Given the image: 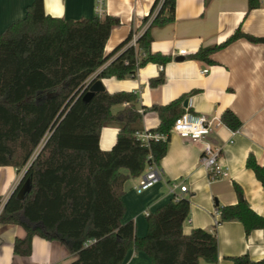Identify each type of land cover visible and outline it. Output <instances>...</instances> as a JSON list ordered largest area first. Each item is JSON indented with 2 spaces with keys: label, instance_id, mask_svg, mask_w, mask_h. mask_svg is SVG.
I'll use <instances>...</instances> for the list:
<instances>
[{
  "label": "trees",
  "instance_id": "1",
  "mask_svg": "<svg viewBox=\"0 0 264 264\" xmlns=\"http://www.w3.org/2000/svg\"><path fill=\"white\" fill-rule=\"evenodd\" d=\"M256 5V0H248V8ZM174 6L175 0H154L141 20L151 17L136 39L137 46L128 45L131 30L108 54H104L105 43L112 27L120 24L118 17H54L44 12L43 0H32L25 16L0 33V166L23 170L0 209V224H17L25 231L24 237L14 240V254L30 256L33 236H39L64 244L74 255L68 264H121L129 249L146 253L151 264L216 263L213 231H182L190 212L184 197L147 213L148 227L141 237L135 234L133 221H121L124 183L165 154L172 123L183 113L182 97L150 108L160 122L148 132L167 137L147 142L137 136L143 130L144 110L136 108V93L104 90L94 92L87 102L81 100L87 79L117 52L93 80L133 76L146 63L163 65L170 60L150 51V28L172 21ZM240 36L264 44V36L237 30L221 45L199 49L193 56L208 61L213 50ZM164 80L160 73L150 83ZM117 104L123 107L111 112ZM220 121L231 129L240 125L229 109L221 113ZM105 126L117 128L115 144L108 150L99 146ZM245 165L264 191V165L251 154ZM26 179L31 190L18 199L16 193ZM234 191L237 202L218 207L219 222L238 220L246 234L264 228V216L249 207L237 184ZM230 260L231 264H264V257L253 260L248 254Z\"/></svg>",
  "mask_w": 264,
  "mask_h": 264
},
{
  "label": "crops",
  "instance_id": "2",
  "mask_svg": "<svg viewBox=\"0 0 264 264\" xmlns=\"http://www.w3.org/2000/svg\"><path fill=\"white\" fill-rule=\"evenodd\" d=\"M248 8V0H175L174 18L150 29V51L170 57L165 64L146 63L135 75L118 78H100L108 92L132 91L137 94L136 108L142 113V129L151 130L160 119L150 108L165 105L182 97V112L203 114L217 120L209 139L219 147V161L227 175L211 179L200 162L202 143L169 133L165 154L157 163L162 178L149 188L138 192V177L124 183V223L133 221L135 234L146 232V214L171 200L170 186H186L175 193L189 201V213L182 225L183 233L201 228L213 231L217 239L215 264H231L230 258L248 254L253 260L264 257V228L245 233L238 220L219 222L218 207L237 202L234 184H237L249 207L264 216V191L254 172L246 167L248 155L264 165V44L237 37L216 48L210 60L196 59L199 49L214 48L224 43L235 31L251 36H264V0ZM32 0H0V33L15 20L25 16ZM154 0H104V15L118 17L120 24L110 30L104 54L110 53L132 30H138L139 21L146 16ZM44 12L65 19L93 17L95 0H43ZM102 15V16H104ZM97 16V15H96ZM180 50H185L180 54ZM119 52L111 55L88 79L94 78ZM182 56V59H176ZM207 68L206 73H202ZM163 73L164 81L151 85V79ZM187 103L183 106V101ZM123 104L112 105L116 112ZM229 109L240 121L236 129L221 123V113ZM117 128H101L99 146L108 150L115 144ZM23 170L0 166V209L17 187ZM25 235L17 224H0V264H68L74 255L57 240L48 241L33 236L30 256L13 253L16 238ZM121 264H151L143 251L129 249ZM198 264H209L200 260Z\"/></svg>",
  "mask_w": 264,
  "mask_h": 264
},
{
  "label": "built area",
  "instance_id": "3",
  "mask_svg": "<svg viewBox=\"0 0 264 264\" xmlns=\"http://www.w3.org/2000/svg\"><path fill=\"white\" fill-rule=\"evenodd\" d=\"M264 2V1H263ZM104 0H95V13L97 16L104 15ZM151 17L145 22L139 21L138 30H133L128 45L133 47L136 45V39L142 33L147 26ZM185 50H180V54H184ZM208 70L203 69L201 72L206 73ZM87 83V82H86ZM217 120L214 118H207L203 114H191L190 112L184 111L175 117L169 133H174L181 138L188 139L192 142L200 141L202 143V149L200 153V162L207 171L211 179L224 177L227 175L226 168L219 161L220 151L219 147L213 145L209 139L211 130L217 125ZM137 136L147 142L148 139H162L167 137V134H161L158 132H148L142 130L137 133ZM162 178V170L158 164L151 162L147 164L145 170L139 175V182L136 187L138 192L149 188L150 186L157 183ZM178 188L180 192L186 190V186L178 183H172L170 186L171 199L176 201L182 196L181 194L175 193V189ZM90 242V241H89ZM55 264V263H51Z\"/></svg>",
  "mask_w": 264,
  "mask_h": 264
},
{
  "label": "water",
  "instance_id": "4",
  "mask_svg": "<svg viewBox=\"0 0 264 264\" xmlns=\"http://www.w3.org/2000/svg\"><path fill=\"white\" fill-rule=\"evenodd\" d=\"M176 59H182V56H178ZM87 87L86 92L82 95L81 100L83 102H87L90 97L94 94V92H98V91H104L105 88L101 82L100 79H95L93 80L90 79L83 87V90ZM82 90V91H83ZM187 103L186 100L183 101V106H185ZM23 175V174H22ZM30 185H31V181L30 179H26L21 186L19 187V190L16 193V197L18 199H23L26 195V193L31 190L30 189ZM5 204V201L3 202L2 206Z\"/></svg>",
  "mask_w": 264,
  "mask_h": 264
}]
</instances>
